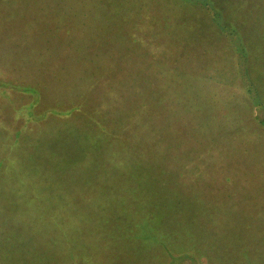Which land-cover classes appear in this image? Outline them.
Listing matches in <instances>:
<instances>
[{
    "label": "trees",
    "instance_id": "obj_1",
    "mask_svg": "<svg viewBox=\"0 0 264 264\" xmlns=\"http://www.w3.org/2000/svg\"><path fill=\"white\" fill-rule=\"evenodd\" d=\"M0 11V63L17 69L0 93L30 97L13 134L0 127V264H96L119 238L116 264H139L124 251L145 242L169 260L264 263V0ZM69 83L75 100L55 97ZM38 223L45 245L27 253L17 240Z\"/></svg>",
    "mask_w": 264,
    "mask_h": 264
},
{
    "label": "rangeland",
    "instance_id": "obj_2",
    "mask_svg": "<svg viewBox=\"0 0 264 264\" xmlns=\"http://www.w3.org/2000/svg\"><path fill=\"white\" fill-rule=\"evenodd\" d=\"M88 13H89V11H87V14ZM9 14L10 13H5V16H9ZM0 15L4 16L2 11H0ZM89 16H91V15H89ZM16 70L17 69H14V68H11V70H10V67L8 66L7 63H0V72H5L6 75L9 72V73L12 74L11 76H16V72H17ZM0 77H2V79H4V80L8 79L7 77H3V76H0ZM72 85H73L72 83H69V85H67L65 87L61 86L62 89L57 88L56 92H55V97L57 95L59 97L69 96V100H68L69 102L75 100V95L73 96V89L74 88H73ZM2 87L3 86H0V91H2ZM3 89H4L3 90L4 94L0 93V123H1L0 127L1 126H6V123L9 121V119H11V132H12L11 135H12L13 132L15 131L13 129V127L17 128L19 125H21L22 124L21 117H26L24 115H20L19 114V112H18L19 106H20V104L27 105V101L30 99V97L29 96L28 97L17 96V99H15L14 98L15 96L12 95V97H11L10 92L8 91V90L11 89L10 86H4ZM33 96H34V94H33ZM9 97H11V100L9 99ZM15 100H16V102H14ZM23 109L26 111V108H23ZM24 110H22V111L24 112ZM1 114H3V116H1ZM3 122H5V123H3ZM226 221H230V218L227 219ZM42 228H43L42 224L38 223L36 225V229H37L36 233H32L36 237L37 241L31 240L25 234L26 235L25 236V242H23L22 240L19 239V240H17V246H22V245L25 244L24 245L25 251L27 253H30V252L33 253L39 246L45 245V243L42 240V235H43V231H44V230H42ZM93 234H96V233L93 232ZM91 239H92L91 241L93 243L98 242V241H96L97 240L96 238H93V236H92ZM120 239L121 238H119L117 240V244L111 245L108 248L107 252L101 250L100 248L95 249L94 247H97L98 246L97 244L96 245H90L97 252L96 257L94 258L96 264H104V263L105 264H116L117 262H120V261L123 262V261L127 260L126 256L123 257V255L121 253H119V250L121 248ZM131 244H132V242H131ZM131 247H132V245L127 247V249H125L124 253L133 262H135V258L134 257L138 256V258L140 259L139 264H165V263H169V262L171 264H193L189 260L183 261L186 257H184V255H182V254H174V257H172V259L169 260V257L167 255V253L163 251L164 249L162 248L163 249L162 250L159 247V244H156L155 242L154 243L145 242V243H143V244H141L139 246H136L135 248H131ZM130 249H134L132 251L133 253L130 252ZM240 249H241L240 246H236V248H234V246H233V251H232L233 252V256L234 255H238L237 252H239ZM117 251H118L119 254H117ZM257 251H252V252L255 255V254H257ZM15 253L19 254L18 252H15ZM14 255H12V259H14ZM105 255H107V256H105ZM118 255H120L122 258L119 259ZM224 257H228V255H226ZM9 258H11V256ZM111 258H112V260L110 261ZM114 258H115L116 261H114ZM213 258L214 257L212 256L211 259H213ZM203 261H204V264H210L211 260L209 262H205V261H207V259L203 260ZM9 262L11 264V259H10ZM21 263L22 264H35V262H33V259H31L30 257H27V256H23ZM224 263H226V264H245V262H237V261H234V260L232 262L225 260ZM257 263L258 264H264L262 262H257ZM38 264H42V261L39 262ZM131 264H136V263H131ZM194 264H196V263L194 262Z\"/></svg>",
    "mask_w": 264,
    "mask_h": 264
}]
</instances>
